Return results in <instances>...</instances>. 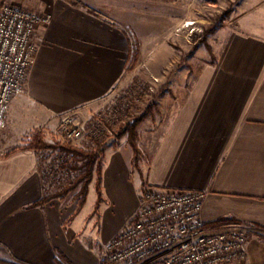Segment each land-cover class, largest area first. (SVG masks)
Instances as JSON below:
<instances>
[{"label": "crops", "instance_id": "1", "mask_svg": "<svg viewBox=\"0 0 264 264\" xmlns=\"http://www.w3.org/2000/svg\"><path fill=\"white\" fill-rule=\"evenodd\" d=\"M83 3L55 0L48 9L52 21L38 30L27 90L12 99L0 133V246L31 264H103L101 246L133 221L140 204L133 153L117 148L104 155L99 211L85 212V204L75 214L70 196L34 205L46 194L41 152L24 146L35 132L47 141L59 135L64 114L84 122L126 72L130 41L121 16ZM215 55L188 88L185 77L176 88L171 81L159 114L144 120L151 127L144 181L205 191L207 228L249 229L245 264H264V29L227 34ZM126 197L130 208L118 220Z\"/></svg>", "mask_w": 264, "mask_h": 264}, {"label": "rangeland", "instance_id": "2", "mask_svg": "<svg viewBox=\"0 0 264 264\" xmlns=\"http://www.w3.org/2000/svg\"><path fill=\"white\" fill-rule=\"evenodd\" d=\"M1 1L23 5L43 13H49L48 9L55 2V0ZM67 1L76 5L84 4L83 0ZM88 1L94 4L97 10L103 11L107 17L121 16L122 20L118 22L122 21V25L127 30L130 44L126 72L121 83L80 124L85 126L88 133L94 128L105 130V133L99 139L86 135L74 143V146L92 149L96 142H104L107 144L106 151L110 153L117 148L132 152V172L141 176L142 192L146 184L144 173L150 154L149 149L145 147V140L151 129L145 125L144 120L157 112L159 114L161 107L157 101L172 91L168 87L171 81H175L173 87L176 88V82L185 77L188 88V83L195 77L199 68L205 63L214 62L215 51L222 45L227 34L256 27L264 29V0ZM147 111L149 113L144 122L137 125L140 154L136 166L133 163L135 155L128 141V133L122 136L119 134L128 122L132 123ZM153 119L155 123L159 120L158 117ZM106 129L112 132L108 133ZM47 137L51 143H63L61 135L52 134ZM40 158L45 188L50 194L61 192L66 186L73 184L80 173L72 166H81L82 161L76 162L71 156H66L59 150L43 151ZM103 159L104 157L102 158L104 172V165L107 164ZM96 177L95 175V180ZM93 181L85 212L94 207L96 211L98 192ZM79 190L78 186L68 195L70 197H66L78 204L76 193ZM104 192L102 184L103 201L99 208L105 200ZM121 205L122 209L115 213L118 220H124L125 209L130 208L127 197ZM104 244L101 246L103 256ZM6 253V249L0 246V257L5 256Z\"/></svg>", "mask_w": 264, "mask_h": 264}, {"label": "built area", "instance_id": "3", "mask_svg": "<svg viewBox=\"0 0 264 264\" xmlns=\"http://www.w3.org/2000/svg\"><path fill=\"white\" fill-rule=\"evenodd\" d=\"M51 21L50 13L0 0V133L7 128L12 99L27 90L38 30ZM58 132L63 143L74 145L86 135L99 139L105 130L88 133L67 113ZM206 195L146 183L133 221L104 244L103 264H245L249 229L209 230L202 214Z\"/></svg>", "mask_w": 264, "mask_h": 264}, {"label": "trees", "instance_id": "4", "mask_svg": "<svg viewBox=\"0 0 264 264\" xmlns=\"http://www.w3.org/2000/svg\"><path fill=\"white\" fill-rule=\"evenodd\" d=\"M149 111L144 113L142 116L135 119L132 123L128 122V125L124 127L119 136H122L125 133H128V141L133 148L134 151V159L133 163L137 166L138 157L140 154V149L138 147V131L137 125L142 122ZM107 144L104 142H96L95 147L92 149H85L82 147L74 146L71 143H62L56 142L51 143L45 139V136L41 132H35L27 144L24 146L25 148L34 149L37 152H43L46 150H59L66 156H71L76 162H81V166H72L75 170H79L80 173L77 176L76 180L70 186H66L61 192L50 194L46 191L45 196L36 202L34 205L44 204L53 198H64L68 196L72 191H74L78 186L80 190L76 193V197L78 198L77 211L75 214L80 211L83 206L86 204L87 197L89 194L90 184L96 177V188L98 192V200L96 211L99 208L100 204L103 201L102 194V181H103V165L102 158L105 155ZM72 219L69 218L67 220L70 221ZM7 252V251H6ZM0 264H31L29 262H25L19 260L13 256H11L8 252L5 256L0 257Z\"/></svg>", "mask_w": 264, "mask_h": 264}]
</instances>
